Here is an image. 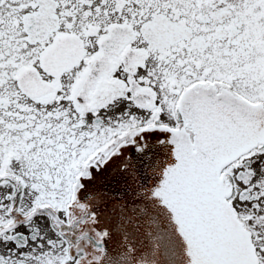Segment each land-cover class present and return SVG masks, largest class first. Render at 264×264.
I'll return each mask as SVG.
<instances>
[{
    "label": "snow or ice",
    "instance_id": "snow-or-ice-1",
    "mask_svg": "<svg viewBox=\"0 0 264 264\" xmlns=\"http://www.w3.org/2000/svg\"><path fill=\"white\" fill-rule=\"evenodd\" d=\"M0 264H264V0H0Z\"/></svg>",
    "mask_w": 264,
    "mask_h": 264
}]
</instances>
